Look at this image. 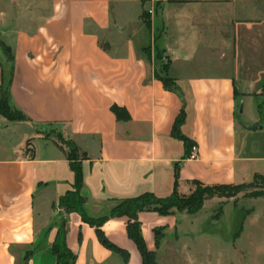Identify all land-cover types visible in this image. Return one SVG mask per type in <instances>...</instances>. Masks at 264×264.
<instances>
[{
  "label": "crops",
  "instance_id": "obj_1",
  "mask_svg": "<svg viewBox=\"0 0 264 264\" xmlns=\"http://www.w3.org/2000/svg\"><path fill=\"white\" fill-rule=\"evenodd\" d=\"M45 1L37 22L0 26L12 53L8 62L0 50V85L9 81L10 104L27 119L0 116V264H56L52 246L62 224L74 264H142L127 218L100 228L128 254L125 263L59 205L72 190V149L90 219L143 194L189 193L192 182L264 178V126L255 118L246 126L256 130H246L239 117L242 105L264 102V0H162L151 14L140 0ZM157 52L175 90L155 76ZM180 115L187 145L172 134ZM138 221L155 256L154 230L161 229V243L179 227L176 215L143 212Z\"/></svg>",
  "mask_w": 264,
  "mask_h": 264
},
{
  "label": "rangeland",
  "instance_id": "obj_2",
  "mask_svg": "<svg viewBox=\"0 0 264 264\" xmlns=\"http://www.w3.org/2000/svg\"><path fill=\"white\" fill-rule=\"evenodd\" d=\"M42 2L46 4L45 0H0L1 28L13 30L37 22L44 12ZM140 2L156 11L162 0ZM258 3L264 6L263 2ZM4 39L0 37L5 45ZM239 117L244 126L250 125L255 118L264 126V102L252 104V107L248 103L242 105ZM64 144L70 150L69 143ZM39 146L36 144L37 148ZM40 150L46 154L42 147ZM261 186L258 181L255 187L228 191L226 197L219 193L206 196L202 208L194 215L172 210L178 217V231L175 235L167 233L158 243L156 264H264V198L256 196ZM194 190L192 187L189 193L179 196L187 198Z\"/></svg>",
  "mask_w": 264,
  "mask_h": 264
},
{
  "label": "trees",
  "instance_id": "obj_3",
  "mask_svg": "<svg viewBox=\"0 0 264 264\" xmlns=\"http://www.w3.org/2000/svg\"><path fill=\"white\" fill-rule=\"evenodd\" d=\"M0 50L4 58L8 62H12L11 50L0 42ZM160 52L156 53L155 60L157 65L156 78L162 82L163 86L168 90H175V84L171 78L168 77L169 65ZM163 60V61H162ZM112 112L117 116L118 110L112 107ZM0 116L8 122H24L27 121L26 117L13 108L9 101V81H6L5 77H2L0 85ZM183 120V115H180L173 127L172 134L180 138L187 145L185 138L179 136L178 126ZM191 147V146H190ZM69 160L71 162L70 167L74 175L72 190L68 191L62 199H60V206L63 207L66 212H73L79 215L82 222L88 224L95 229L96 237L99 243L106 249L122 256L124 262L128 261V254L114 245H112L104 236L101 231V226L109 219L127 218L126 225L127 238L135 245L142 264H156L155 254L149 252L146 249L143 237L141 235L140 223L138 221V214L143 212H153L159 216L173 215L172 210L186 211L190 215L196 214L201 208L206 196L220 194L222 197H226L228 191L236 190L243 187H255L256 182L260 181V191L256 194L257 197L264 198V178L260 176L254 177L253 181L247 185H220V186H203L198 182H192V186L195 190L187 198L179 196L177 189L174 188L172 194L166 198L159 199L152 194H143L138 197L129 198L121 201L115 207H113L106 216L98 219H90L86 216L83 200L79 195V190L82 185V171L80 165L77 163L78 156L76 150L69 151ZM161 229L154 230L155 245L158 246L161 238ZM52 254L56 259V264H74L76 261L75 255L69 250L66 245V231L62 224L57 232L55 241L52 246ZM27 259H25L26 261Z\"/></svg>",
  "mask_w": 264,
  "mask_h": 264
},
{
  "label": "built area",
  "instance_id": "obj_4",
  "mask_svg": "<svg viewBox=\"0 0 264 264\" xmlns=\"http://www.w3.org/2000/svg\"><path fill=\"white\" fill-rule=\"evenodd\" d=\"M148 13L151 14L152 11H148ZM197 158H198V150H197V147L195 145H192L190 147V153H189L188 159L190 161H195Z\"/></svg>",
  "mask_w": 264,
  "mask_h": 264
},
{
  "label": "water",
  "instance_id": "obj_5",
  "mask_svg": "<svg viewBox=\"0 0 264 264\" xmlns=\"http://www.w3.org/2000/svg\"><path fill=\"white\" fill-rule=\"evenodd\" d=\"M240 112H241V109H240ZM242 128H244V129H246V130H249V131H254V130H256L257 125L254 124V125H252V126H250V127L242 125Z\"/></svg>",
  "mask_w": 264,
  "mask_h": 264
}]
</instances>
